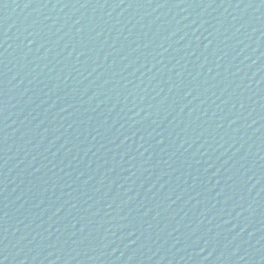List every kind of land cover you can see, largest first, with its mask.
<instances>
[{"label": "water", "instance_id": "obj_1", "mask_svg": "<svg viewBox=\"0 0 264 264\" xmlns=\"http://www.w3.org/2000/svg\"><path fill=\"white\" fill-rule=\"evenodd\" d=\"M3 264H264V0H0Z\"/></svg>", "mask_w": 264, "mask_h": 264}, {"label": "snow or ice", "instance_id": "obj_2", "mask_svg": "<svg viewBox=\"0 0 264 264\" xmlns=\"http://www.w3.org/2000/svg\"><path fill=\"white\" fill-rule=\"evenodd\" d=\"M0 264H3V261H0Z\"/></svg>", "mask_w": 264, "mask_h": 264}]
</instances>
